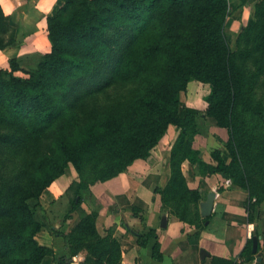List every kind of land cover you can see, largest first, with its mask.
I'll return each mask as SVG.
<instances>
[{
  "label": "trees",
  "instance_id": "16d2710c",
  "mask_svg": "<svg viewBox=\"0 0 264 264\" xmlns=\"http://www.w3.org/2000/svg\"><path fill=\"white\" fill-rule=\"evenodd\" d=\"M60 1L46 18L50 51L0 68V264H41L45 256L70 264L82 251V264H119L117 239L96 230L97 209L64 232L50 224L41 193L71 165L76 176L64 190L63 219L70 218L93 197L91 186L148 158L169 125L179 130L170 178L154 191L163 208L194 225L189 238L208 217L200 215L199 192L187 186L185 160L201 175L219 173L247 190L253 221L264 200V0H250L253 20L236 34L235 49L226 31L229 0ZM16 45L0 7V50ZM191 80L209 85L204 110L182 100ZM200 117L226 130L229 162L218 148L192 147ZM43 229L63 239L68 257L38 242ZM153 235L138 234V244ZM152 257L161 259L157 242Z\"/></svg>",
  "mask_w": 264,
  "mask_h": 264
},
{
  "label": "crops",
  "instance_id": "0c3cea01",
  "mask_svg": "<svg viewBox=\"0 0 264 264\" xmlns=\"http://www.w3.org/2000/svg\"><path fill=\"white\" fill-rule=\"evenodd\" d=\"M232 1L229 0L226 30L234 35L252 22L253 2ZM60 5V0H0V7L9 19L17 42L14 47L0 50V68L7 67L11 58L50 51L46 18ZM16 74L21 75L20 72ZM170 128L171 125L167 130ZM164 148L161 138L148 158L134 160L116 177L91 186L94 197L91 200L85 198L70 218L65 221L62 218V225H59L62 222L57 217L54 227L67 232L82 217L97 209L96 230L101 235L110 231L117 239L121 254L119 264H264V200L255 208L253 221H249L244 207L249 197L247 190L219 173L201 175L196 164L183 161L181 170L187 186L196 189L200 195L199 210L201 203L210 195L213 198L205 227L190 239L189 236L195 232L194 225L180 221L163 208L160 194L154 191L155 187L163 188L170 178L168 158L171 148ZM213 148L220 149L223 159L229 162L230 155L224 147ZM61 193L59 186L51 184L41 193L40 202L46 207ZM163 216L166 218L165 226L161 225ZM149 229H154L155 235L145 245H139L137 235ZM253 237L257 238L255 252L252 250ZM36 239L41 244L52 246L59 256L68 257L61 237L45 229L37 234ZM249 241L251 253H246ZM155 242L161 253L160 260L152 257ZM85 254L82 251L72 260L83 261ZM41 264L57 263L52 256H45Z\"/></svg>",
  "mask_w": 264,
  "mask_h": 264
},
{
  "label": "rangeland",
  "instance_id": "374dc122",
  "mask_svg": "<svg viewBox=\"0 0 264 264\" xmlns=\"http://www.w3.org/2000/svg\"><path fill=\"white\" fill-rule=\"evenodd\" d=\"M230 2L232 3L233 1L230 0ZM226 31L229 32L228 29ZM236 34L231 35V39L229 40V44L232 49H235ZM208 92H209L208 84L202 83L197 80H191L187 84V89H186L185 94L182 96V100L185 102L186 105L190 107H193L199 110H204L206 107V102L204 99ZM214 124L215 123L213 119L209 117L197 118V129L194 131V133L191 136L193 148L201 150V151L205 150L206 152L207 150H209L210 152V150L213 149L214 146H218V147L222 146L225 149V144L227 140L225 130L224 129L219 130L217 127H215L216 125ZM178 133H179V130L173 125H171L170 130H167L165 132V134L162 137V144L164 145L166 150L171 148ZM165 148L163 150H165ZM202 153H201V158H203ZM75 176L76 174H75L74 168L71 165H69L65 169V173L61 175L57 180L51 183V184H56L57 186H59L60 190L62 191L61 195H59L55 200L51 201L48 205H46V207L42 205L45 208V214L48 216L49 222L53 226V228H55L54 222H55V219H57V217L60 219L59 222H62L59 225H62L64 223L61 219L64 217V215L67 213L69 209L68 199H67L66 194L64 193V190L68 187L71 181L74 180ZM91 194L93 195L92 191H91ZM89 200H91L90 197H89ZM43 202H46V199H43ZM55 229L60 230V227L55 228Z\"/></svg>",
  "mask_w": 264,
  "mask_h": 264
},
{
  "label": "water",
  "instance_id": "95a60500",
  "mask_svg": "<svg viewBox=\"0 0 264 264\" xmlns=\"http://www.w3.org/2000/svg\"><path fill=\"white\" fill-rule=\"evenodd\" d=\"M212 205H213V198L212 195H210L205 202H202L200 205V213L203 217H207L211 214L212 211ZM161 225L165 226L166 225V218L165 216L162 217L161 220ZM256 246H257V238L253 237L252 238V250L253 252L256 251Z\"/></svg>",
  "mask_w": 264,
  "mask_h": 264
},
{
  "label": "built area",
  "instance_id": "2783aa9c",
  "mask_svg": "<svg viewBox=\"0 0 264 264\" xmlns=\"http://www.w3.org/2000/svg\"><path fill=\"white\" fill-rule=\"evenodd\" d=\"M249 235H250V233H249ZM70 264H82V261L80 259L73 258V260Z\"/></svg>",
  "mask_w": 264,
  "mask_h": 264
}]
</instances>
